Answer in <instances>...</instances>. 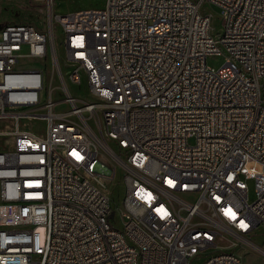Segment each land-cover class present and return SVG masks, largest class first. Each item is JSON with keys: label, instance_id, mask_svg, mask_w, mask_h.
Instances as JSON below:
<instances>
[{"label": "built area", "instance_id": "obj_1", "mask_svg": "<svg viewBox=\"0 0 264 264\" xmlns=\"http://www.w3.org/2000/svg\"><path fill=\"white\" fill-rule=\"evenodd\" d=\"M31 1L43 29L0 22V264L264 261V0Z\"/></svg>", "mask_w": 264, "mask_h": 264}, {"label": "rangeland", "instance_id": "obj_2", "mask_svg": "<svg viewBox=\"0 0 264 264\" xmlns=\"http://www.w3.org/2000/svg\"><path fill=\"white\" fill-rule=\"evenodd\" d=\"M54 10L57 14H67L83 9L102 8L106 4V0H54ZM209 12L212 14V27L216 31L221 30V17L220 10L217 7H213ZM45 11L33 3L31 0H0V22H32L39 28H44ZM63 39V32L60 27L57 28V40H58V52L60 54L61 61L66 58V51L62 45H60ZM225 62L224 57L211 56L208 58V63L214 67H220ZM49 64V60H47ZM75 93H80V89L77 86L71 87ZM8 122L0 121V151H8L12 148V140L3 134L7 130ZM21 124L30 128H40L44 124L41 122L22 121ZM192 141V140H191ZM248 185V197L250 202H254L257 197V190L255 181L252 179L247 180ZM111 198L113 200V207L115 212L111 217V222L114 226L121 228L123 226L122 220L116 213L117 209L121 208L125 195V184L117 177L116 180L107 182ZM125 221L126 218L123 217ZM237 252L241 254L244 264H264L263 258L259 254L249 251L248 253L237 249ZM199 263V262H198ZM196 263V264H198Z\"/></svg>", "mask_w": 264, "mask_h": 264}]
</instances>
